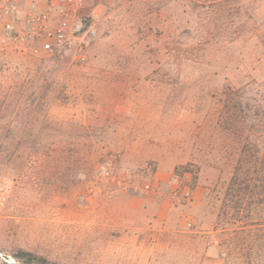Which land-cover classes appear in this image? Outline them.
I'll return each instance as SVG.
<instances>
[{"label":"rangeland","instance_id":"obj_1","mask_svg":"<svg viewBox=\"0 0 264 264\" xmlns=\"http://www.w3.org/2000/svg\"><path fill=\"white\" fill-rule=\"evenodd\" d=\"M2 2L20 18L31 5ZM82 17L97 29L84 63L0 47L7 82L14 67L49 70L61 90L50 125L20 112L0 130V161L16 166L0 170V264H264V228L223 211L232 181L264 185V133L248 129L264 90V0H85ZM80 134L91 177L68 157ZM48 137L58 161L42 167ZM179 171L189 201L146 190Z\"/></svg>","mask_w":264,"mask_h":264},{"label":"trees","instance_id":"obj_2","mask_svg":"<svg viewBox=\"0 0 264 264\" xmlns=\"http://www.w3.org/2000/svg\"><path fill=\"white\" fill-rule=\"evenodd\" d=\"M7 71L8 65L4 62L0 50V130L2 131L5 128L14 129L17 125L16 123H18V118H16V116L20 112L41 115V118H44L45 120L36 123L41 125V127L50 125L52 120L47 119L50 116V102L60 99L59 94L61 93V90L57 88L55 80H52L50 77L49 73L51 71H34V73L24 75L17 67H14V72L10 75L11 82L5 80L8 78ZM257 97L258 98L255 99L256 102L254 104L253 115L257 116L258 123L255 127H249L248 129L250 131L264 133V90H262ZM35 101H39V104L35 103ZM34 123L35 121L32 120H28V122L25 123L21 121V124L30 126ZM85 141L86 138L83 135H77L73 142L75 143V147L70 155H68L75 165L73 171L75 177L80 171H86L90 177L93 176L95 172V168H92V166L88 164L85 157V150L87 149V146L89 147V144ZM51 144L52 140L49 137L42 142L41 150L38 154V160L42 167L51 166L55 161H58L57 156L55 157L50 154L49 146ZM2 148L3 138L0 137V156H2ZM7 162L12 166H7V164L0 161V170L5 169V167H10L9 169L11 171H16V166L13 165L15 163L14 159L8 160ZM96 170L99 171V168L97 167ZM17 173L19 175V170ZM111 176L112 174L108 178L109 181L111 180ZM109 185H113V183L110 182ZM74 187L75 189H78L76 191L78 195H84L88 192V190L86 192L84 185L77 184V186ZM226 196L224 202L225 210L223 211L228 213L226 209L230 206V209H234L242 214L243 224L241 226L247 228H264V215L254 213L258 206L264 207V185L256 186L232 181L228 186ZM230 196L235 197L232 205L226 203V200H229L228 198ZM238 219L241 221V218ZM235 220H237V218ZM24 253L33 261L38 262L39 259L43 260L41 256H35L32 252L25 251Z\"/></svg>","mask_w":264,"mask_h":264},{"label":"built area","instance_id":"obj_3","mask_svg":"<svg viewBox=\"0 0 264 264\" xmlns=\"http://www.w3.org/2000/svg\"><path fill=\"white\" fill-rule=\"evenodd\" d=\"M84 5L85 0H31L28 13L20 18L16 5L0 0V47L30 42L37 52L69 51L76 61L84 63L97 38L94 23L82 17ZM145 188L155 195L167 190L173 203L189 201L192 195L186 171L172 173L162 184H145Z\"/></svg>","mask_w":264,"mask_h":264}]
</instances>
